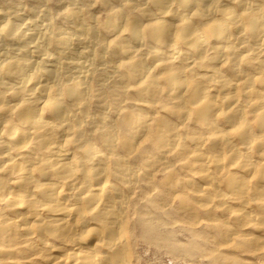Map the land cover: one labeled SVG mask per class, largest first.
Wrapping results in <instances>:
<instances>
[{"label": "clouds", "instance_id": "1", "mask_svg": "<svg viewBox=\"0 0 264 264\" xmlns=\"http://www.w3.org/2000/svg\"><path fill=\"white\" fill-rule=\"evenodd\" d=\"M0 264H264V0H0Z\"/></svg>", "mask_w": 264, "mask_h": 264}]
</instances>
